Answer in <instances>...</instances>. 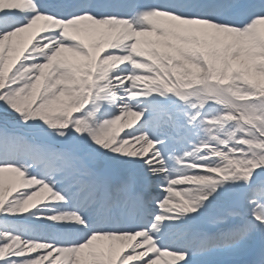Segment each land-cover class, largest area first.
<instances>
[{"label":"snow or ice","instance_id":"obj_1","mask_svg":"<svg viewBox=\"0 0 264 264\" xmlns=\"http://www.w3.org/2000/svg\"><path fill=\"white\" fill-rule=\"evenodd\" d=\"M0 264H264V0H0Z\"/></svg>","mask_w":264,"mask_h":264}]
</instances>
